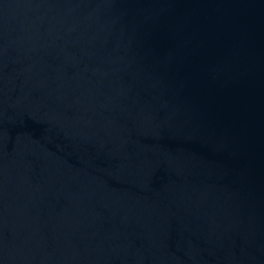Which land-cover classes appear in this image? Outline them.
Masks as SVG:
<instances>
[{
	"label": "water",
	"instance_id": "water-1",
	"mask_svg": "<svg viewBox=\"0 0 264 264\" xmlns=\"http://www.w3.org/2000/svg\"><path fill=\"white\" fill-rule=\"evenodd\" d=\"M0 264H264V0H0Z\"/></svg>",
	"mask_w": 264,
	"mask_h": 264
}]
</instances>
